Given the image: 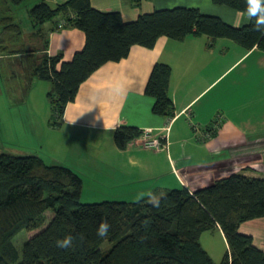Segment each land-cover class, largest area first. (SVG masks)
Here are the masks:
<instances>
[{"label":"trees","instance_id":"trees-1","mask_svg":"<svg viewBox=\"0 0 264 264\" xmlns=\"http://www.w3.org/2000/svg\"><path fill=\"white\" fill-rule=\"evenodd\" d=\"M26 1L8 0L14 6ZM48 1L38 0L29 11L34 30L29 40L42 43L39 55L38 49L30 50L27 41L19 42L21 28L10 16L7 1L0 3L4 37L0 52L7 56L23 54L29 81L50 84L46 99L52 128L60 125L80 86L102 66L126 59L134 46L152 49L162 37L183 42L190 36H204L211 44L226 39L246 51L256 48L264 52V36L252 30L251 21L234 28L198 9L179 7L124 22L118 12L102 13L93 8L91 0H68L55 7ZM125 1L139 8L143 0ZM212 1L241 13L246 7L245 0ZM57 19L51 30H58L63 23L62 28L79 30L85 37L82 50L69 62H63L61 54L51 57L46 53L41 27ZM170 75L169 66L156 63L144 93L154 100L152 113L171 120ZM141 135L136 128L121 127L114 130L113 142L124 150ZM82 186V179L70 168L48 165L37 156L1 151L0 264H215L200 244L203 233L215 230L222 232L227 248L219 264H264V253L253 245L252 237L239 232L242 224L264 218V179L238 173L192 193L185 187L155 192L159 208L149 202L152 195L133 202L83 204ZM47 211L53 217L42 228ZM104 220L111 228L101 239L96 229ZM22 231L37 233L19 251L13 239ZM66 235L75 238L73 247H56V241Z\"/></svg>","mask_w":264,"mask_h":264},{"label":"crops","instance_id":"crops-1","mask_svg":"<svg viewBox=\"0 0 264 264\" xmlns=\"http://www.w3.org/2000/svg\"><path fill=\"white\" fill-rule=\"evenodd\" d=\"M67 1L48 3L55 7ZM91 5L102 13H120L124 22L134 21L141 14L179 7L198 9L234 28L250 22L246 14L212 0H143L139 8L125 0H91ZM57 21L41 27L46 53L51 57L61 54L62 61L69 62L82 50L85 37L73 28L51 30ZM0 42H4L2 35ZM31 43L30 50L38 49L39 55L42 43ZM0 56L4 57V52ZM23 56L18 52L13 57ZM156 63L171 70V120L154 115V100L144 93ZM20 70L18 65L15 73ZM26 72L21 84L28 88L22 91L19 86L17 91L24 102L27 99L41 113L44 127L40 125L36 137L40 142L44 138L42 145L51 165L57 163L80 176L81 196L105 192L91 199L133 202L182 187L192 193L229 172L264 179V52L256 48L246 51L226 39L211 44L204 36H190L183 42L162 37L152 49L134 46L126 59L102 66L80 86L55 128L48 124L50 109L47 111L45 106L50 84L29 81ZM36 86L43 91L38 97L32 95ZM121 127L151 131L165 140V146L149 150L142 146L141 139H136L119 150L113 132ZM117 192L120 195L114 196ZM215 231L223 241L222 232ZM239 232L252 237L253 245L264 253V218L242 224ZM206 233L200 237V244L203 240L207 244L204 248L201 244L202 248L214 263L221 261L225 252L220 254L219 246L203 237Z\"/></svg>","mask_w":264,"mask_h":264},{"label":"rangeland","instance_id":"rangeland-1","mask_svg":"<svg viewBox=\"0 0 264 264\" xmlns=\"http://www.w3.org/2000/svg\"><path fill=\"white\" fill-rule=\"evenodd\" d=\"M6 1L8 3L7 9L9 10V14L14 19L15 24L19 25L21 28L22 36L19 42L21 41L20 43L23 44L25 41L29 40L28 37L32 34V22L29 16V11L38 2L34 4L35 0H27L22 5L14 6L11 5L8 0ZM30 45H32L31 42ZM23 62L24 61L22 59H15L13 55L7 56L5 54L4 57L0 56V74H4V79L2 81L0 80V152L2 151L4 153H11L15 156H37L44 162L48 163V165H51L52 163L51 161H49V158L45 153V148L42 145V141L44 138H42V141L40 142V138L36 137V134L39 132L40 125H43L44 127V121L42 122V119L40 117L41 113L39 110H37L38 108L27 99L25 100L27 104H25V102L22 100L23 96L17 91L19 86H21L22 91L28 88L27 85L21 84L24 82L22 80L23 76L27 74V67ZM18 65H21L19 74L15 73ZM10 68L12 69V74H10ZM13 72L15 73V75L13 74ZM34 81L36 83H39L38 81L40 80L35 79ZM42 92V89L36 86L32 92V95L38 97L42 95ZM45 106L47 107L48 111V109H50V106L47 99L45 102ZM35 113L37 117L35 116ZM53 165L59 164L56 163ZM232 174L238 173L229 172L228 174H223L221 178L229 177ZM104 193L105 192L84 193L80 199V202L83 204L101 202L99 201V199H91V197L102 195ZM119 195L120 192L114 194V196ZM52 217L53 214L50 211L44 213V223L42 228H44L49 223ZM42 228L37 231H40ZM36 233L37 232L28 233L26 231H22L16 237H14V246L20 251L24 242ZM217 233L218 232L216 231L207 232L203 237H207L206 239L209 242L219 246V253L221 252L223 254L224 252H226V242L225 239L223 240V242V238H221ZM205 243L206 242H204V240L201 241L203 248L207 245ZM219 263V260H215V264Z\"/></svg>","mask_w":264,"mask_h":264},{"label":"clouds","instance_id":"clouds-1","mask_svg":"<svg viewBox=\"0 0 264 264\" xmlns=\"http://www.w3.org/2000/svg\"><path fill=\"white\" fill-rule=\"evenodd\" d=\"M245 5L244 14L252 22V30L264 36V0H245ZM149 202L155 208L160 207V201L154 195L151 196ZM110 228L111 225L107 220H104L98 225L96 235L101 239L106 238L110 233ZM74 239L73 236L66 235L56 241V247L60 249H71L74 245Z\"/></svg>","mask_w":264,"mask_h":264},{"label":"built area","instance_id":"built-area-1","mask_svg":"<svg viewBox=\"0 0 264 264\" xmlns=\"http://www.w3.org/2000/svg\"><path fill=\"white\" fill-rule=\"evenodd\" d=\"M63 23H61L58 28H62ZM142 140V146L145 149L149 150H159L165 146V144H162L163 138L160 139L157 136H155L151 131H142V135L140 138Z\"/></svg>","mask_w":264,"mask_h":264}]
</instances>
